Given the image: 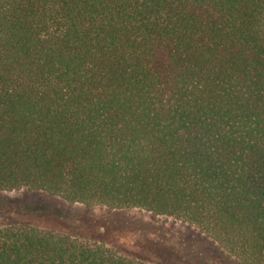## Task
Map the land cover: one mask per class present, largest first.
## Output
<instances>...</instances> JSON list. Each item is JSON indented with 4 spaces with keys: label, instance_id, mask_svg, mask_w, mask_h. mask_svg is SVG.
I'll return each instance as SVG.
<instances>
[{
    "label": "trees",
    "instance_id": "16d2710c",
    "mask_svg": "<svg viewBox=\"0 0 264 264\" xmlns=\"http://www.w3.org/2000/svg\"><path fill=\"white\" fill-rule=\"evenodd\" d=\"M21 189L75 212L10 213L0 264H207L95 233L134 209L264 264V0H0V193Z\"/></svg>",
    "mask_w": 264,
    "mask_h": 264
},
{
    "label": "rangeland",
    "instance_id": "374dc122",
    "mask_svg": "<svg viewBox=\"0 0 264 264\" xmlns=\"http://www.w3.org/2000/svg\"><path fill=\"white\" fill-rule=\"evenodd\" d=\"M17 210L25 211L27 214L44 216L47 219H51L52 216L55 218L60 214L65 215L69 211L75 212L74 208L68 207L60 199L50 197L42 192L21 189L0 193V224L8 222L10 220L9 214L15 213ZM99 212L98 209L97 213ZM120 215L118 225L111 229L110 234H100L94 226L95 233L99 238H117L126 248L134 250L139 255L151 256L150 258L153 257L156 260H158L157 257L147 255L136 245L138 243L143 244L147 240L150 243L148 246H154V242L157 243L159 240L167 242L170 239L175 243L184 242L185 252L188 253L189 251L197 262L207 260L208 264L209 259L211 261L218 259V261L231 264L222 254L221 249L207 242L203 239L205 238L204 235L186 224L176 223L172 218L153 216L150 213L135 209L123 211ZM65 225L70 230H76L75 227L84 228L82 223L67 220Z\"/></svg>",
    "mask_w": 264,
    "mask_h": 264
}]
</instances>
